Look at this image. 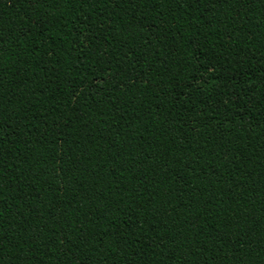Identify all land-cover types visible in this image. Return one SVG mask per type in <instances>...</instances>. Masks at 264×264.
<instances>
[{"label": "trees", "instance_id": "16d2710c", "mask_svg": "<svg viewBox=\"0 0 264 264\" xmlns=\"http://www.w3.org/2000/svg\"><path fill=\"white\" fill-rule=\"evenodd\" d=\"M0 264H264V0H0Z\"/></svg>", "mask_w": 264, "mask_h": 264}]
</instances>
